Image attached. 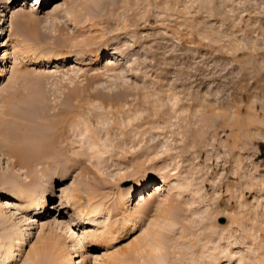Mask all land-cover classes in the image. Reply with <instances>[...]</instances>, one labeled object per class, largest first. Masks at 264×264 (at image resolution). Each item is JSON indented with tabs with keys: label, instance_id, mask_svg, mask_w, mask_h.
<instances>
[{
	"label": "rangeland",
	"instance_id": "rangeland-1",
	"mask_svg": "<svg viewBox=\"0 0 264 264\" xmlns=\"http://www.w3.org/2000/svg\"><path fill=\"white\" fill-rule=\"evenodd\" d=\"M34 1L0 0V244L29 233L0 264L48 237L104 264L157 227L155 264H264V0Z\"/></svg>",
	"mask_w": 264,
	"mask_h": 264
},
{
	"label": "bare ground",
	"instance_id": "bare-ground-1",
	"mask_svg": "<svg viewBox=\"0 0 264 264\" xmlns=\"http://www.w3.org/2000/svg\"><path fill=\"white\" fill-rule=\"evenodd\" d=\"M41 2H42L41 0H35L34 3H33V5L34 6H36V5L38 6L39 4H41ZM52 9L54 11V8L53 7H52ZM49 12H52V10L49 11ZM22 19L24 21L23 23H25L27 25H30L31 24L32 28L35 27V21H34L33 18L26 17V16H23L22 15ZM32 23L34 24V26H33ZM25 50L26 49H24L23 51H25ZM13 53H14V51H13ZM22 56H23V52H22ZM43 57H47V56L44 55ZM39 58L41 60V56ZM39 58H37V59H39ZM106 61H107V64H105V66L107 67V69L109 68V71H110L112 69V67L115 66V62L117 60L114 62L113 59L110 57V58H107ZM76 64H77V62H76ZM2 73L3 72H0V76L2 75ZM7 79H10V78H7ZM87 150H88V147H87ZM92 155H93V153H92ZM168 180L169 179H167L165 177H162L160 181H158L157 183L153 184V188L152 189L150 187V189L148 191L146 190L147 191V195L146 196H145V193H138L137 196H135V199H137L136 200V203H135V206L136 205H139L140 206L141 204L145 203V201H147V200L150 201V200L154 199L156 196H158L159 193L162 192V189L165 186H167V185L169 186V183L170 182ZM169 188H170V186H169ZM22 189H23V187H22ZM22 189H20V190L22 191ZM36 196H35V192L34 191L23 189L22 192H19L18 193L17 198L18 199H20V198L24 199L26 201V203H27V207L28 208H34V210L37 207H41V208L42 207H45V204H46L45 197L43 196V197H39L38 198ZM65 200H67V199H65ZM121 200H122V202L120 203V205H119L120 207H118V208H120L119 210L121 212L127 213V210H128V206H127L128 196L127 197L125 196V198H122ZM164 202H167V199L166 198L164 199ZM132 204H133V201H132ZM46 209H49V207L46 206ZM169 209H170V205L167 202V204L163 206V209H162L163 211L161 210L162 211V214L164 215V217H166L167 216V213H169V211H168ZM111 214H112V211H107V213L105 214L107 216H106V218L104 217L105 218L104 219L105 223H107L106 221H108L110 219ZM164 217L160 221L161 222L163 221V222L169 223L166 219H164ZM43 223L44 222H42V224ZM155 225H157V224H155ZM121 226H123V225H121ZM157 228L158 229L155 228V229L149 230V232L147 234V238H145L144 240L143 239H140V235L135 234L136 236H134L132 238V240L129 241L124 247L116 248L117 249V250L115 249L116 251H112L111 253L109 252L110 254L108 255V259H107V261H105L104 264H140V263L141 264H155L156 262H158V263L159 262H162L165 259V257H166V254H165L166 246H165V244L163 242V238H162L163 236H162V232L161 231H163V230H162L161 227H157ZM10 232H11V230H10ZM13 234L14 233L8 234V232H7V235L4 236V238L2 237V240L3 241L0 244V251H2V253H3V260H8V259L12 258V256H13V250H14L13 248L16 246L17 248H20V250H21L22 247L24 246V244L27 242L26 241L27 238L29 237V233L24 234V235H21L19 238H14V240H16V243L11 244L10 241H9L10 239L7 240V239H5V237L6 238H8L7 236L14 237ZM58 239H56L55 237H48L45 240L44 244H42L41 246H38V247H35V246H33L32 244L29 243L28 245L29 246L31 245V246L29 248L30 250H28V251H29V254L31 253L32 256H33V260H31L29 262V264H63V263L72 264V262H73V259L72 258H70L68 261L64 262L65 255L62 253V250H63L62 249V245H61V243H60V241ZM63 247H64V245H63ZM157 250H158V254H157ZM27 252H26V255H28ZM26 255H25V257H26ZM68 257H69V254H68ZM123 258H125V259L123 260Z\"/></svg>",
	"mask_w": 264,
	"mask_h": 264
},
{
	"label": "snow or ice",
	"instance_id": "snow-or-ice-1",
	"mask_svg": "<svg viewBox=\"0 0 264 264\" xmlns=\"http://www.w3.org/2000/svg\"><path fill=\"white\" fill-rule=\"evenodd\" d=\"M157 254H158V250H157Z\"/></svg>",
	"mask_w": 264,
	"mask_h": 264
}]
</instances>
